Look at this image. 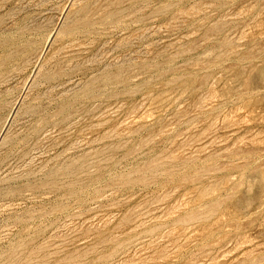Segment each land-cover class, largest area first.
<instances>
[{
  "label": "rangeland",
  "instance_id": "rangeland-1",
  "mask_svg": "<svg viewBox=\"0 0 264 264\" xmlns=\"http://www.w3.org/2000/svg\"><path fill=\"white\" fill-rule=\"evenodd\" d=\"M0 264H264V0H0Z\"/></svg>",
  "mask_w": 264,
  "mask_h": 264
},
{
  "label": "bare ground",
  "instance_id": "bare-ground-1",
  "mask_svg": "<svg viewBox=\"0 0 264 264\" xmlns=\"http://www.w3.org/2000/svg\"><path fill=\"white\" fill-rule=\"evenodd\" d=\"M17 30V29H16ZM15 30V31H16ZM14 32V31H13ZM11 33V32H10ZM8 35H11V34H9L8 33ZM14 35H15V33H14ZM21 36V35H20ZM24 36V35H23ZM11 37V36H10ZM26 37V36H25ZM17 38V37H16ZM14 39V38H13ZM20 40H22V39H20ZM18 38H17V42L19 43H21V42H23V40H25V39H23L22 41H20ZM9 42V52H8V54H9V59H14V58H16V57H18L19 55H21L23 52H24V49H25V47L24 48H22V47H20L19 45H17L18 43H16L14 40L12 41V39L11 40H9L8 41ZM29 42H30V40H29ZM50 42V41H49ZM22 44V43H21ZM27 44V43H26ZM6 49V48H5ZM32 49V48H31ZM29 50V49H28ZM3 51V50H2ZM7 52V51H6ZM6 52H5V55H6ZM30 53V52H29ZM24 54V53H23ZM20 58H21V56H20ZM41 58L38 56V58L36 59V62L38 61V60H40ZM4 60V59H3ZM40 62V61H39ZM33 75V74H32ZM25 85V84H24ZM10 91V90H9ZM21 102V99H20V101L18 102V104ZM3 135V134H2ZM4 136V135H3ZM6 136V135H5ZM8 136V135H7Z\"/></svg>",
  "mask_w": 264,
  "mask_h": 264
}]
</instances>
